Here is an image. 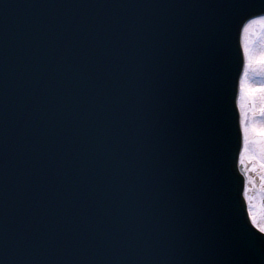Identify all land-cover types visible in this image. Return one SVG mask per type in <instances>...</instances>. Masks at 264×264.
I'll return each mask as SVG.
<instances>
[{
    "label": "water",
    "instance_id": "1",
    "mask_svg": "<svg viewBox=\"0 0 264 264\" xmlns=\"http://www.w3.org/2000/svg\"><path fill=\"white\" fill-rule=\"evenodd\" d=\"M202 2L0 0V264H264Z\"/></svg>",
    "mask_w": 264,
    "mask_h": 264
},
{
    "label": "snow or ice",
    "instance_id": "2",
    "mask_svg": "<svg viewBox=\"0 0 264 264\" xmlns=\"http://www.w3.org/2000/svg\"><path fill=\"white\" fill-rule=\"evenodd\" d=\"M199 9L206 19L208 30L214 37L215 56L223 60L225 39L235 45L234 61L231 56L233 99L238 114V139L240 143L238 159L240 165L255 162L260 171V186L264 189V83L256 86L251 80L259 75L264 77V0H205V2L187 5ZM259 48L256 49V43ZM253 153H249V147ZM255 171V169H252ZM247 179L243 185V200L247 205L245 226L247 235H241L240 241H258L264 245V213L258 221L252 210L253 204L248 197Z\"/></svg>",
    "mask_w": 264,
    "mask_h": 264
},
{
    "label": "rangeland",
    "instance_id": "3",
    "mask_svg": "<svg viewBox=\"0 0 264 264\" xmlns=\"http://www.w3.org/2000/svg\"><path fill=\"white\" fill-rule=\"evenodd\" d=\"M255 48H259L258 42ZM251 83L259 86L261 83H264V77L257 75L251 80ZM249 153L254 154L252 146L249 147ZM242 167L247 175V180L250 181L248 184V197L253 204L252 210L257 214V219L259 221L261 219V214L264 213V189H261L260 186V171L255 162H246ZM252 169H255V171Z\"/></svg>",
    "mask_w": 264,
    "mask_h": 264
},
{
    "label": "bare ground",
    "instance_id": "4",
    "mask_svg": "<svg viewBox=\"0 0 264 264\" xmlns=\"http://www.w3.org/2000/svg\"><path fill=\"white\" fill-rule=\"evenodd\" d=\"M239 170H240L241 174L243 175L244 179L246 180L247 179V177H246L247 175L245 174V172L243 170V167L240 164H239Z\"/></svg>",
    "mask_w": 264,
    "mask_h": 264
}]
</instances>
